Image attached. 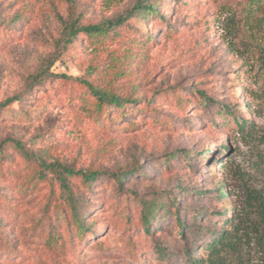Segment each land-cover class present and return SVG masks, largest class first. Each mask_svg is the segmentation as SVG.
<instances>
[{"label": "rangeland", "instance_id": "obj_1", "mask_svg": "<svg viewBox=\"0 0 264 264\" xmlns=\"http://www.w3.org/2000/svg\"><path fill=\"white\" fill-rule=\"evenodd\" d=\"M139 1L0 0V264H186L264 197V0Z\"/></svg>", "mask_w": 264, "mask_h": 264}, {"label": "trees", "instance_id": "obj_2", "mask_svg": "<svg viewBox=\"0 0 264 264\" xmlns=\"http://www.w3.org/2000/svg\"><path fill=\"white\" fill-rule=\"evenodd\" d=\"M160 1L161 0H146L144 3L139 1L134 8L136 11H143L145 14L144 17L146 18L157 12V4ZM123 19L124 17H119L115 21H108L104 27L99 25L86 26L82 28V31L90 40L104 38L107 35V29L113 27V25H119ZM71 32H73V30L70 31V33ZM231 51L237 52V49H231ZM85 84L92 95L96 98L99 106H102L103 104H111L121 108L135 102V100L132 99H126V101L124 100L125 102H120L119 98L115 97V95L108 93L101 88L97 89L92 84ZM18 100L19 97L17 96L9 98L4 102H0V108L3 109ZM236 125L242 133L244 131L248 132L252 129V123L247 120L242 121V123L236 122ZM259 142L262 145L264 158V136L260 137ZM63 171L71 175L79 174L83 180H93L95 176L98 175L96 172L90 174L82 172L77 173L64 168ZM115 180L121 182V177L117 176ZM222 187L223 186L221 185L218 189L219 194L223 192ZM153 210V206L144 208L142 219L144 221L145 232H149L148 226L151 221L150 218L152 217ZM225 214V212L211 214L212 219L217 215L219 217V224L221 227L218 230H210L206 225V227H198L199 230H204L205 235L210 234V239L202 244L200 249H203L204 253L196 259L191 257L188 249H185L188 255L186 264H244V261H252L251 263L247 262L245 264H264V197L259 195L252 196L249 194L244 200V205L241 210H238L235 207L230 209L228 217H226ZM199 218L200 215H195L193 220L196 224L202 225V223L198 221ZM177 223L181 228L178 234L182 237L184 236L186 225L180 219H177ZM75 226L76 237L80 239L81 233L85 228L81 224L77 225V223H75ZM159 251H162L161 247H159Z\"/></svg>", "mask_w": 264, "mask_h": 264}]
</instances>
